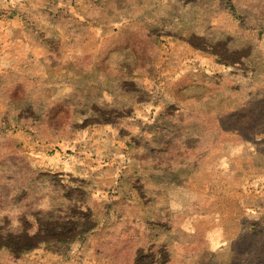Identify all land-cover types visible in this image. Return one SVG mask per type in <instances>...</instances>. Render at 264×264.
<instances>
[{
    "label": "rangeland",
    "instance_id": "obj_1",
    "mask_svg": "<svg viewBox=\"0 0 264 264\" xmlns=\"http://www.w3.org/2000/svg\"><path fill=\"white\" fill-rule=\"evenodd\" d=\"M136 260L264 264V0H0V264Z\"/></svg>",
    "mask_w": 264,
    "mask_h": 264
},
{
    "label": "crops",
    "instance_id": "obj_2",
    "mask_svg": "<svg viewBox=\"0 0 264 264\" xmlns=\"http://www.w3.org/2000/svg\"><path fill=\"white\" fill-rule=\"evenodd\" d=\"M123 200V197H120V196H118V198L116 199V200H114V201H117V202H120L121 203V201ZM120 220L118 219H113L112 221H111V224L112 225H115V224H117L118 222H119Z\"/></svg>",
    "mask_w": 264,
    "mask_h": 264
},
{
    "label": "trees",
    "instance_id": "obj_3",
    "mask_svg": "<svg viewBox=\"0 0 264 264\" xmlns=\"http://www.w3.org/2000/svg\"><path fill=\"white\" fill-rule=\"evenodd\" d=\"M141 256H142V255L137 256V260H138ZM137 260H136L135 264H138V263H137ZM151 264H158V263H155V262H154V263H151Z\"/></svg>",
    "mask_w": 264,
    "mask_h": 264
}]
</instances>
